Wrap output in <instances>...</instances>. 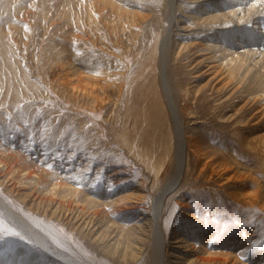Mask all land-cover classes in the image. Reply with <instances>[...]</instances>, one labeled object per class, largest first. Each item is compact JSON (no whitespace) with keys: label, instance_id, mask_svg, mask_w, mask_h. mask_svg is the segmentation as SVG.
<instances>
[{"label":"rangeland","instance_id":"rangeland-1","mask_svg":"<svg viewBox=\"0 0 264 264\" xmlns=\"http://www.w3.org/2000/svg\"><path fill=\"white\" fill-rule=\"evenodd\" d=\"M17 1L0 0V159L20 161L11 174L1 171L0 197L30 222L54 254L81 264L111 263L93 259L96 247L89 249V244L97 242L96 233L82 227L81 219L75 217L79 210L67 214L54 202L36 205L32 197L23 203L22 196L12 191V176L21 174L14 181L15 190L22 195L35 188L33 182L42 173L47 188L61 182L63 190L78 189V203L88 197L105 211L117 201L130 198L129 203L138 207L124 215L99 218V229H105L107 219L116 225L135 223L132 230L139 234L138 239L129 237L128 244L133 248L142 244V249H137L138 258L115 262L139 264L144 253L150 251L152 257L151 202L171 176L173 160L168 156L156 174L149 158L129 149L120 135L126 133L131 140L139 141L143 151L168 148L160 142L171 133L161 111L167 105L156 47L153 62L147 60L153 48L148 37L150 27L162 29L166 24L165 1L158 0L161 5L157 8L152 6L156 0H130V5L121 2L124 9L148 14L142 30L134 24L124 26L108 9L97 24V14L88 17L87 5L79 0ZM200 2L177 0L176 24H183L185 9ZM183 31L175 27L173 38L187 32ZM186 35L180 36L183 44L205 42L200 36ZM188 48L185 57L176 58L177 46L167 62L168 80L187 144L185 166L172 190L163 195L156 223L166 243L162 264H199L197 256L207 257L209 264H264V117L260 112L249 125L237 126L246 119L236 121L232 109L242 97L241 90H234V83L222 89L216 78L208 81L212 74L198 76L205 63L200 56L193 59L199 47ZM194 64L199 68H191ZM56 70L67 71L69 84L62 83ZM90 88L94 100L82 95ZM244 100L243 96L241 102ZM186 103L193 107L188 108ZM257 109L256 105L252 107L248 116ZM233 116L228 126L222 123ZM169 139L172 143L173 137ZM196 145L209 154L195 165ZM221 152L232 156L224 158ZM206 161L207 167L199 173ZM85 166L91 168L82 171L81 182L78 172ZM233 175L232 181L225 182ZM25 176H30L27 182L21 181ZM42 189L41 185L35 193L45 194ZM62 193L59 191L56 199ZM6 229L18 235H4ZM115 238L99 240L97 249L111 252ZM81 239L84 249L77 247ZM185 244L192 246L188 252ZM177 252L185 256L177 258ZM0 264L69 263L40 250L33 234L0 206Z\"/></svg>","mask_w":264,"mask_h":264},{"label":"bare ground","instance_id":"bare-ground-1","mask_svg":"<svg viewBox=\"0 0 264 264\" xmlns=\"http://www.w3.org/2000/svg\"><path fill=\"white\" fill-rule=\"evenodd\" d=\"M79 1L87 5L86 7L88 12V17L92 15L96 17L97 14V18L95 20V23L97 24L100 23V18L105 15V11L107 9L109 10L110 13L116 14L118 18L121 21H123L122 23L124 24V26H132V24H134L135 28H138L140 30H142L143 28V27L141 28L142 22L148 17V14L139 13L132 9L131 11L129 9H124L121 2L122 3L124 2L126 5H130L129 4L130 0H79ZM151 1L154 2V0ZM164 1H165L164 18L167 19L166 24L163 26L162 29H159L157 25H152L150 27L148 37L151 38V42H153V48H152V54L150 57H148L147 60L150 63L153 62L152 59L156 47L159 53L158 56L159 74L161 77L163 92L165 94L166 105H167L166 108H164L163 105L161 107V111L163 113L162 116L164 120L168 123L167 125L169 130L168 132L171 133V135H168L167 138H161L160 142L163 146H166L168 148L167 149L162 148L160 150L152 149L150 151H143L142 149L143 147L140 146L139 141L131 140L129 138V135H127L126 133H121L120 135L123 143L126 144L129 149H133V152L138 153L142 157L149 158L150 167L152 166L154 167L156 174H158L161 171L163 163L168 156L171 157V159L173 160L171 176L167 179V182L165 181L166 182L165 184L163 183L164 186L160 189L159 192H157L154 195L151 202L150 214H151L152 222L150 224L149 238L152 241L151 242L152 257L150 258V251L149 253L148 252L146 254L144 253L142 255L141 260L138 261L139 264H162L166 243L162 240L161 233L159 230L160 227L158 228V226L156 225V223H158L157 220L159 217L161 200L163 198L165 191L169 189L172 185L177 183L178 177L179 175L181 176L186 160V153L184 151L185 144H187L186 135H185L186 133L182 124L183 123L181 119L182 116H180V112H178V108L176 105L177 102L175 103L172 89L168 80L167 62L170 51L171 50L174 51L175 48L178 46L176 52L177 55L176 58H181V57H185L186 49L188 47L191 48L199 47L200 51L196 52L193 59H195L196 56H200L201 58H203V62L205 63L203 65L205 68L201 71V73L198 74V76H201L202 74L203 75L212 74L208 81H211L216 78V82H220L223 84L221 85L223 86L222 89L225 90L230 84L234 83V87H235L234 90L236 89L241 90L240 93L242 97H240L234 103L232 109L236 114V119H235L236 121H244L242 118H244L245 116L246 119L243 123L236 124L237 126L249 125V121L253 119L256 116V114L260 112L262 113L261 114L262 118L264 117V0H193L196 1V3L199 1L201 2L198 3L194 8L191 7L190 9L189 6L188 7L189 9H185L184 13L187 16H183L184 17L183 24H176L175 6L177 0H164ZM19 2L20 0L17 1V3ZM160 5L161 2H158V0H156L152 6L154 8H157ZM44 9L46 8L44 7ZM191 24L193 26L189 28ZM177 26H180L182 30L187 32L182 34L179 33V37L173 38L174 30L175 27ZM84 33L86 34V31H84ZM187 33H189L190 35L188 38L192 36L193 37L200 36L203 38L202 40H204L205 42L202 43L200 41L192 40L188 44L185 43L183 44L182 42H180V36L185 35L186 37ZM207 34H209V36ZM236 37L240 38L239 41L236 40ZM149 62L148 64L154 69V65L150 64ZM197 64H194L193 66H191V68H194V70L198 69L199 65ZM200 66H202V64ZM60 72L61 70H56L55 74H59L58 76L61 77L62 79L61 81L63 84H69L70 81L66 79L69 75L67 71L62 73ZM154 73L155 71L153 70V74ZM78 88L79 90H81L80 85L78 86ZM156 88L157 86L153 84V93L157 96ZM85 89L86 88H84V90ZM90 89L91 90L84 91L82 95L86 94L88 96H91L93 98L92 100H94V97L96 96L93 92V88ZM188 92L189 91H186L189 97ZM243 96L245 100L241 102ZM223 101L221 102V105L224 103ZM236 104H238V107H236ZM186 105L188 108L193 107V105L191 104L186 103ZM255 105L257 106L258 109L254 111V113L248 116L249 110H251L252 107H255ZM234 118L235 116H233L227 121H223L222 123H226V126H228L229 123ZM170 137H173L172 143H170V139H169ZM133 145H135L136 148L132 147ZM194 150H195L194 154L196 157L195 165L203 158V156L209 154L207 150H202V147L198 145H196V149ZM221 156H226L224 158H228L229 156L232 155H226L224 153ZM19 162L20 161L16 159L13 163L12 162L8 163L7 161H4V159H0V165L2 164L4 166L3 169H0V174H2L1 171H3L4 174H8V173L11 174L12 169ZM90 162H92V160ZM227 164H229L228 161ZM203 165L204 166L199 170V173L202 172L203 169L207 167L208 161L204 162ZM89 167L90 166H85L81 171L78 172L79 173L78 178L80 179L81 182L84 180V174L82 171L83 170L90 171L89 169L91 167L90 168ZM180 167L182 168V170ZM226 170L231 171V168L228 167ZM19 175L21 174L12 176V181H10L9 183L12 184V191L14 190L16 194L18 193L22 196L21 198L22 202L32 197L31 200L32 202H36V205H40V206L46 204L49 205L50 203L53 204L54 202L56 203V207L58 210H60L61 208L62 210L67 211V214L71 212L75 213L76 211L74 210L76 209L79 210L75 217L81 219V221L83 222L82 227H85L86 229L92 228V231L96 233L95 241H97L98 243L96 242L94 244H89L91 245L89 249H92L93 246L96 247L95 248L96 256H93V259H95L94 257L97 258L96 263L98 262L101 263L102 261H104V262H110L111 264H117L115 262L116 259H121L122 260L121 262L125 263L130 259L136 260L138 258L137 256L139 252L137 249H142V244L141 246L136 248H133L128 244L129 237L135 236L134 238L138 239L139 234H137L136 231L132 230L136 227L135 223L129 225H124V224L116 225V222L107 219L104 227L105 229H99L100 228L99 218L102 219L107 218V215H111V216L118 214L124 215L126 214L125 211L138 207L137 203H133V204L129 203L130 198L126 200L123 199L117 201L110 207L109 211H105L104 207L102 206L100 207L98 204H96L97 201H93L88 197L83 198L82 203H78V199L80 200L81 198L78 197L77 195L79 192L78 189L69 188L63 190L61 189L63 187L62 186L63 184L61 182L60 185H57L55 183L51 187L47 188L48 186L46 183L47 179L42 173H39L37 175V179L34 180L33 182L35 188L32 191L25 192L22 195V193H20L19 190H15L17 182L14 180ZM29 177L30 176H25V178H21L20 180L23 182L25 181L27 182ZM233 178L234 175L232 177H228L227 181L225 182L229 183L230 181H232ZM79 179H77V181ZM95 179L96 178H94V180ZM17 181H19V179ZM81 182L79 184H81ZM243 182L245 185V181ZM41 185L43 186L41 193L45 192V194L43 195L36 194L35 190L39 189ZM59 191H63V193L59 195L60 198L56 199V196H58ZM67 196H73V198H69ZM134 201L137 202L138 200L136 199ZM0 206L9 215L13 216L15 220L19 222L23 228H25L27 231L33 234L37 244L39 245L40 250H42L43 252L49 255L51 254L53 257L57 255L58 258L64 260L69 264H81L79 261L75 260L74 258L63 256L58 253L54 254L48 248V246L43 242L39 233H37L36 229L33 226H31L30 222L14 207H11L8 203H6L1 197H0ZM177 234L178 233H176V235ZM114 237L116 238L113 240L114 245L111 244V247L113 248L111 252L109 251L110 249L106 250L105 253L97 249L99 240L101 243L104 239H108V241H110ZM130 242L133 241L130 240ZM120 245L122 250H119ZM77 247L79 249L80 248L84 249V243L82 242V239L80 240V245H78ZM185 247H186L185 252H188L192 248V246L189 245L186 246V244ZM128 248H130V250ZM85 251L89 252V250H85ZM184 256H185L184 252H177L176 255L177 258H183ZM22 258H23V252L21 251V256L19 260L21 261ZM196 258L201 259V262L199 264H209L208 263L209 259L207 257L197 256Z\"/></svg>","mask_w":264,"mask_h":264},{"label":"snow or ice","instance_id":"snow-or-ice-1","mask_svg":"<svg viewBox=\"0 0 264 264\" xmlns=\"http://www.w3.org/2000/svg\"><path fill=\"white\" fill-rule=\"evenodd\" d=\"M4 235H18V233L17 232H14L13 230H11V229H6L5 231H4ZM22 238V237H21Z\"/></svg>","mask_w":264,"mask_h":264},{"label":"water","instance_id":"water-1","mask_svg":"<svg viewBox=\"0 0 264 264\" xmlns=\"http://www.w3.org/2000/svg\"><path fill=\"white\" fill-rule=\"evenodd\" d=\"M181 168V167H180ZM181 170H182V168H181ZM175 185V184H174ZM174 185H172L169 189H167L166 191H165V193H164V196L170 191V190H172V188L174 187Z\"/></svg>","mask_w":264,"mask_h":264}]
</instances>
